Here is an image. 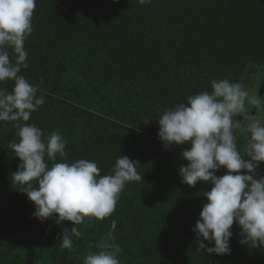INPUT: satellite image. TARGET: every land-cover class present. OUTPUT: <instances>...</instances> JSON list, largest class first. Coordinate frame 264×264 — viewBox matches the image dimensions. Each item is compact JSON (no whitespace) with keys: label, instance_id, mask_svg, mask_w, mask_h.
Wrapping results in <instances>:
<instances>
[{"label":"trees","instance_id":"trees-1","mask_svg":"<svg viewBox=\"0 0 264 264\" xmlns=\"http://www.w3.org/2000/svg\"><path fill=\"white\" fill-rule=\"evenodd\" d=\"M32 24L21 74L45 102L28 123L59 130L69 162L94 160L105 175L127 156L143 179L126 184L111 216L75 225L81 235L65 249L62 233L74 225L33 217L34 203L13 183L15 122H0V264H83L112 220L120 264H213L216 254L199 249L192 231L211 185L182 183L190 145L165 149L158 117L211 91L213 79L253 90L254 70L264 73V0H36ZM257 172L264 175V163ZM231 231V252L216 264H264V248L241 245L235 221Z\"/></svg>","mask_w":264,"mask_h":264},{"label":"clouds","instance_id":"clouds-1","mask_svg":"<svg viewBox=\"0 0 264 264\" xmlns=\"http://www.w3.org/2000/svg\"><path fill=\"white\" fill-rule=\"evenodd\" d=\"M35 8L36 0H0V83L14 82L11 91L0 88V122H15L19 138L10 144L20 160L13 183L34 203V218L43 222L55 216L56 224L70 221L74 225L63 231L60 241L70 250L72 236L81 235L75 225L85 218L111 216L126 184L143 176L137 170L138 161L122 155L105 175L94 160L69 162L67 141L59 130L45 134L28 123L45 102L38 88L21 74L28 68L25 41L33 32ZM186 101L159 115L157 135L165 149L190 145L181 153L188 161L179 167L182 183L211 185L192 229L197 247L209 255L230 254L235 221L241 229V245L264 248V175L257 172L264 163V96L224 78L213 79L211 91L190 95ZM249 106L254 114H249ZM239 137L245 140L242 149L238 148ZM221 168L227 171L217 176ZM116 223L112 220L111 231L97 243V251L85 256L83 264H120L122 249L111 242ZM204 241L214 246L208 247Z\"/></svg>","mask_w":264,"mask_h":264},{"label":"rangeland","instance_id":"rangeland-1","mask_svg":"<svg viewBox=\"0 0 264 264\" xmlns=\"http://www.w3.org/2000/svg\"><path fill=\"white\" fill-rule=\"evenodd\" d=\"M253 89H254V92L261 95V96H264V73L261 72V74H258V72L256 70H254L253 72ZM252 81V80H251ZM254 109L251 108V114L254 113Z\"/></svg>","mask_w":264,"mask_h":264},{"label":"water","instance_id":"water-1","mask_svg":"<svg viewBox=\"0 0 264 264\" xmlns=\"http://www.w3.org/2000/svg\"><path fill=\"white\" fill-rule=\"evenodd\" d=\"M254 114V113H253ZM220 255H216L213 264H216Z\"/></svg>","mask_w":264,"mask_h":264},{"label":"flooded vegetation","instance_id":"flooded-vegetation-1","mask_svg":"<svg viewBox=\"0 0 264 264\" xmlns=\"http://www.w3.org/2000/svg\"><path fill=\"white\" fill-rule=\"evenodd\" d=\"M253 91H254V89H253ZM249 113H250V111H249Z\"/></svg>","mask_w":264,"mask_h":264}]
</instances>
